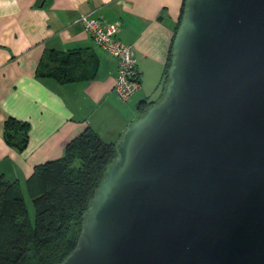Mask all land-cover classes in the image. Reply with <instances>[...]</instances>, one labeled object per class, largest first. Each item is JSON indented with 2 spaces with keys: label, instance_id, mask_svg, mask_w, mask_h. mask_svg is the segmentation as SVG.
<instances>
[{
  "label": "water",
  "instance_id": "water-1",
  "mask_svg": "<svg viewBox=\"0 0 264 264\" xmlns=\"http://www.w3.org/2000/svg\"><path fill=\"white\" fill-rule=\"evenodd\" d=\"M115 151L59 264H264V0H185Z\"/></svg>",
  "mask_w": 264,
  "mask_h": 264
},
{
  "label": "crops",
  "instance_id": "crops-1",
  "mask_svg": "<svg viewBox=\"0 0 264 264\" xmlns=\"http://www.w3.org/2000/svg\"><path fill=\"white\" fill-rule=\"evenodd\" d=\"M183 0H0V177L26 185L35 167L62 157L65 146L93 129L108 143L162 96V77ZM90 15L117 24V39L131 47L140 89L128 101L114 93L117 61L76 23ZM50 50L79 51L76 74L92 79L65 85L36 77ZM29 123L24 151L3 138L8 118Z\"/></svg>",
  "mask_w": 264,
  "mask_h": 264
},
{
  "label": "trees",
  "instance_id": "trees-1",
  "mask_svg": "<svg viewBox=\"0 0 264 264\" xmlns=\"http://www.w3.org/2000/svg\"><path fill=\"white\" fill-rule=\"evenodd\" d=\"M174 36L163 71L161 99L168 81ZM81 63L79 51L50 50L39 63L36 77L61 85L92 79V73L78 77L75 71ZM154 104L143 106L140 117ZM29 130V123L8 117L3 124L4 141L22 152L28 144ZM115 157V143L104 142L87 128L65 146L61 158L35 167L26 181L32 216L20 185L0 177V264L61 263L75 248L83 214Z\"/></svg>",
  "mask_w": 264,
  "mask_h": 264
},
{
  "label": "built area",
  "instance_id": "built-area-1",
  "mask_svg": "<svg viewBox=\"0 0 264 264\" xmlns=\"http://www.w3.org/2000/svg\"><path fill=\"white\" fill-rule=\"evenodd\" d=\"M106 55L116 59L117 75L114 93L121 102L128 101L140 89L139 74L131 47L120 42L117 24H105L90 15H81L75 20Z\"/></svg>",
  "mask_w": 264,
  "mask_h": 264
},
{
  "label": "rangeland",
  "instance_id": "rangeland-1",
  "mask_svg": "<svg viewBox=\"0 0 264 264\" xmlns=\"http://www.w3.org/2000/svg\"><path fill=\"white\" fill-rule=\"evenodd\" d=\"M20 187L23 189V191L25 193V202H26L27 208L29 210V213L32 216L33 215V208H32V204H31V195L28 192L26 185H24V186L20 185Z\"/></svg>",
  "mask_w": 264,
  "mask_h": 264
}]
</instances>
